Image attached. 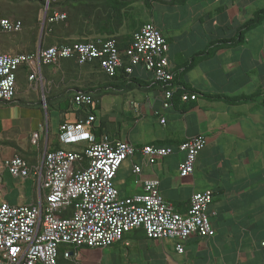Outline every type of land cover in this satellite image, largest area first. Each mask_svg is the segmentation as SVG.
I'll use <instances>...</instances> for the list:
<instances>
[{"label":"crops","instance_id":"obj_1","mask_svg":"<svg viewBox=\"0 0 264 264\" xmlns=\"http://www.w3.org/2000/svg\"><path fill=\"white\" fill-rule=\"evenodd\" d=\"M189 1L183 7L188 18H183L181 10L173 9L176 5L171 4L168 9L162 8L159 24L154 20L155 4L149 19L168 40L173 70L212 43L234 38L257 11L264 10V0ZM193 24L203 25L204 32H196L198 38L193 37ZM71 64L78 65L70 60L43 68L44 81L51 86L49 97L65 89L98 90L93 94L100 109L93 127L98 143L105 137L113 143L126 141L137 147L165 142L181 144L197 136L207 139L191 177L179 176L185 153L176 151L154 166L136 155L121 166L115 185L121 198L142 195L143 187L135 184L133 175L134 166H142L141 180L158 179L161 195L180 213L188 212L194 194L213 191L209 215L215 236L190 237L183 244L184 254H180L178 241L150 240L143 231L136 230L126 236L125 243L73 250L72 259L61 257L58 264H105L106 251L111 253L109 264H264V22L247 33L244 45L221 50L190 71H181L183 82L197 99L187 103L176 101L170 108L164 107L163 88L159 86L116 92L105 89L112 81L100 69L99 75H95L83 68L90 65L80 66L79 70ZM39 82L27 81V85L36 91ZM30 92L18 89L12 102H0V203L13 206L36 204L38 186L32 178H14L4 167L5 161L19 156L35 165L45 152L78 149L61 143L60 127L85 119L72 104L78 92L61 100L52 99L49 107L45 97L41 101ZM253 94H259L258 98L243 104L206 97ZM106 98L109 103L104 109L102 100ZM68 103L71 106L64 113L61 110ZM36 134L40 140L34 146ZM68 249L63 247L62 251ZM96 257L101 259L93 263Z\"/></svg>","mask_w":264,"mask_h":264},{"label":"built area","instance_id":"obj_2","mask_svg":"<svg viewBox=\"0 0 264 264\" xmlns=\"http://www.w3.org/2000/svg\"><path fill=\"white\" fill-rule=\"evenodd\" d=\"M44 3L43 25L67 20L62 11H53L58 0H29ZM53 11V12H52ZM45 27V26H44ZM22 21L0 18V34H17ZM79 66L98 64L110 78L123 69L129 76L136 70L151 76L161 85L164 107L170 108L175 91V72L168 58V44L163 33L152 22L142 25L125 49L115 38L95 39L86 43L39 47L32 54L0 53V102H12L18 92V74L28 70V81H42L44 67L58 66L63 61ZM195 95L184 94L183 102L195 101ZM45 100V99H44ZM74 106L88 110L86 119L60 127V141L78 149L45 152L38 163L29 164L15 156L4 163L14 178H32L38 186V201L31 206L0 203V264H58L70 260L73 250L103 249L125 243L127 235L142 230L150 240H176L177 252L184 254V242L192 236H215L209 215L214 201L213 191L194 194L187 213H180L161 195L158 179L141 180L142 166H134L135 184L144 193L121 198L115 180L121 166L136 155L154 166L176 151L186 154L180 163L179 176L191 177L200 153L207 145L204 136H197L170 146L137 147L129 142L113 143L105 137L96 141L93 125L99 101L93 94L78 92ZM165 120H162L164 123ZM40 137L34 135L37 146ZM128 245V244H126ZM264 245V244H263ZM63 247L69 248L62 251Z\"/></svg>","mask_w":264,"mask_h":264},{"label":"rangeland","instance_id":"obj_3","mask_svg":"<svg viewBox=\"0 0 264 264\" xmlns=\"http://www.w3.org/2000/svg\"><path fill=\"white\" fill-rule=\"evenodd\" d=\"M190 1L175 3V10H181L183 18H188V14L183 9L184 5H187ZM169 5H157V10L154 20L157 23H161L162 8L168 9ZM45 5L41 2L33 1H16V0H0V18H8L12 20L22 21L24 28L17 34H0V53L1 54H28L36 51L39 47H51L62 44H71L75 42L91 41L100 38L110 37L104 33V30H114L117 39H126L130 36L134 30L132 27L131 17L139 20L140 22H148L151 18L152 11L147 3L143 0L137 1L130 5L126 10L122 12L121 17L117 16L115 12L103 1L97 3L87 2L85 0H58L56 6L57 11H62L67 15V20L64 23L58 25L49 26L45 25L43 30ZM124 13H127L129 17H124ZM200 16H198L199 19ZM205 19H208L206 16ZM152 22V20H150ZM195 29L193 37L198 38L199 35L196 32H204L203 25H192ZM65 67V65H60ZM70 67L76 69H82L80 66L71 64ZM91 70L95 75H99V68L94 66L83 67ZM29 73L22 69L19 73L18 89L21 91H31L33 95L43 101V97L47 100L50 95V84L46 83L45 73L43 70V85L41 81L38 84L36 91L30 90L27 81ZM135 78H140L144 82L149 83L151 80L150 75L140 74L135 71ZM53 90V89H52ZM52 93V92H51ZM106 98L102 100V108H108V101ZM70 118H73V113L69 114ZM101 119V113L98 114ZM100 123V121H99ZM110 251H106L103 259L105 264H109ZM82 259V258H81ZM101 257L94 258L93 263L99 262Z\"/></svg>","mask_w":264,"mask_h":264},{"label":"trees","instance_id":"obj_4","mask_svg":"<svg viewBox=\"0 0 264 264\" xmlns=\"http://www.w3.org/2000/svg\"><path fill=\"white\" fill-rule=\"evenodd\" d=\"M16 1H29V0H16ZM85 1L91 2V3H97V2L103 1L104 3H106L112 9L113 12H115L117 14V16L121 17L122 12L124 10H126L128 7H130V5H132L133 3L137 2V1H140V0H85ZM143 1H145L147 3L149 8H151L150 10L152 11V9L154 8L155 4L156 5H159V4H161V5L162 4L163 5H171V4L175 5V3L189 1V0H143ZM33 2H36V1H33ZM57 4H58V2L53 4V11H55V8H56ZM123 16L124 17H129V15H127V13H124ZM131 20H132V27L131 28L134 30V32L130 36H128L126 39H122V40L117 39L114 36V35H116V31H114L112 29L104 30V33L108 34L110 37H106V38H102V39L115 38L118 41L119 48L122 49V50L125 49L128 46L129 42L131 41L133 34L142 25L147 23V22H140L139 20H137V19H135L133 17H131ZM64 22H62V23H64ZM148 22H150V21H148ZM263 22H264V10H259V11H257L254 14V16H253V18L251 20L246 22L238 30V32H237V34L235 35L234 38H232L230 40H220V41L212 43L207 50H205L203 52H200L199 54L195 55L190 61H188L186 64H184L178 70H174L176 78H175V82L172 83V85H171L172 89L175 91L174 98H173V101H172V105L175 106L176 105V101L183 102L182 96L184 94H189V95L192 96L191 93L194 92V91H192V89H190V87L187 84H185L183 82V77H184L183 73L184 72L190 71L191 69L196 67L197 64L201 63L202 61L206 60L207 58H209L210 56L218 53L221 50L235 48V47L244 45L247 33L250 30L258 27L259 25H261ZM54 25H58V24H54ZM54 25H49V26H54ZM166 41H167V44H168L167 38H166ZM86 42H89V41L75 42V43H86ZM71 44H74V43H71ZM71 44H62V45H57V46L71 45ZM51 47H53V46H51ZM44 48H49V47H44ZM36 51H34L32 53H35ZM32 53H28V54H32ZM94 65H96L100 69L98 64H93V65H90V66H94ZM23 69L28 72L27 69H25V68H23ZM136 71L139 72L140 74H143V73H141L138 70H136ZM181 71H183L182 74L180 73ZM134 74H135V72H134ZM134 74L129 76V75H127L125 73V71L123 69H120L118 71L116 77L110 78V77L106 76L110 81H112V84H110L109 86H106L105 89L114 90L116 92H124V91H130V90H147V89L155 88L157 86L161 87L160 84H158V83H156L154 81H150L149 83H147V82H144L140 78H135ZM76 92H83V93H87V94H95L96 92H98V90H95V89L81 90V89H77V88L65 89L64 91H61L58 94H54L51 97H48L47 100H46V104L49 107L50 106V102L52 101V99L53 100L54 99L61 100L66 95L75 94ZM258 96H259V94H253V95H250V96H242V97H237V98L222 97V96H217V95L216 96L207 95L206 97L208 99L212 100V101H224V102H227V103H230V104H243V103H247V102H251V101L255 100L256 98H258ZM73 98H72V101H73ZM185 103H187V102H185ZM72 104H73V102H72ZM70 106H71V104L68 103L67 107L65 109H62L61 111H63L65 113L66 111H68V108ZM99 110L100 109H99V105H98L97 110L94 111V112L92 111V114L96 116V121L94 122V124L97 123V119H98L97 113L99 112ZM79 112L84 114L85 119H86L87 115H89V114H87L88 110L86 109V107L80 109ZM79 120H81V119H79ZM65 124H68V123H63V124H61V126L65 125ZM93 127H94V125H93ZM157 146H160V147L161 146H170V147L178 148L179 144H176V143H173V142H167V143L165 142V143H158Z\"/></svg>","mask_w":264,"mask_h":264},{"label":"water","instance_id":"obj_5","mask_svg":"<svg viewBox=\"0 0 264 264\" xmlns=\"http://www.w3.org/2000/svg\"><path fill=\"white\" fill-rule=\"evenodd\" d=\"M44 26H45V25H43V30H44Z\"/></svg>","mask_w":264,"mask_h":264}]
</instances>
